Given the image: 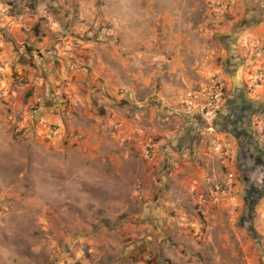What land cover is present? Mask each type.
Instances as JSON below:
<instances>
[{
    "label": "rangeland",
    "instance_id": "obj_1",
    "mask_svg": "<svg viewBox=\"0 0 264 264\" xmlns=\"http://www.w3.org/2000/svg\"><path fill=\"white\" fill-rule=\"evenodd\" d=\"M205 1L210 25L234 8ZM130 6L0 0V29L20 19L38 54L88 56ZM229 34L207 43L218 54L240 40L238 57L220 52L217 70L179 94L168 120L135 99L104 109L69 83L46 116L40 109L54 101L44 83L0 82V264H264V38ZM171 138L180 139L159 144Z\"/></svg>",
    "mask_w": 264,
    "mask_h": 264
},
{
    "label": "crops",
    "instance_id": "obj_2",
    "mask_svg": "<svg viewBox=\"0 0 264 264\" xmlns=\"http://www.w3.org/2000/svg\"><path fill=\"white\" fill-rule=\"evenodd\" d=\"M202 2L206 3L135 0V6L128 8L129 16L113 18L115 25L106 26L102 36L93 40L97 47L93 46L88 56L84 49L70 47L67 48L71 51L38 54L33 47L39 48L34 44L35 38L22 31L25 26L20 19L13 18L11 27L0 29V82L8 85L24 79L29 86L44 83L40 92L54 101L40 109L46 116L56 115L59 90L67 91L69 87L64 88V84L69 83L87 90V97L104 109H111L116 100L126 108L135 99L138 106H151L168 120L169 114L180 110L179 94L217 70L220 52L238 57L244 45L238 40L232 44L233 49L222 45L220 54H215V48L207 43L211 36L216 40L215 36L221 34L230 33L237 38L251 35L255 42L264 38V0H233V11L221 25L209 24ZM110 46L119 51L113 54ZM50 83H54L53 90ZM188 126L190 129L195 124ZM185 130L187 127L181 132ZM179 139H164L159 144L165 143L169 148ZM184 142L185 147L195 146L193 139ZM189 153L185 155L190 156ZM189 156L188 161H193Z\"/></svg>",
    "mask_w": 264,
    "mask_h": 264
},
{
    "label": "built area",
    "instance_id": "obj_3",
    "mask_svg": "<svg viewBox=\"0 0 264 264\" xmlns=\"http://www.w3.org/2000/svg\"><path fill=\"white\" fill-rule=\"evenodd\" d=\"M215 4H216L217 9H220L221 12H224L228 8H230V6L233 4V1L232 0H217ZM213 118H215L214 110L211 107H209L203 114V119L206 123L211 124Z\"/></svg>",
    "mask_w": 264,
    "mask_h": 264
}]
</instances>
